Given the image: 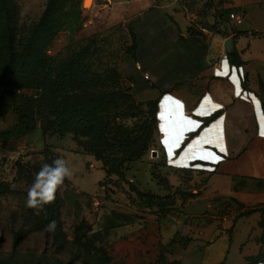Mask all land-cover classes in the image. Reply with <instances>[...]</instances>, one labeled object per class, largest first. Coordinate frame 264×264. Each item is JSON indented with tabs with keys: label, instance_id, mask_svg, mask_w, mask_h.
<instances>
[{
	"label": "rangeland",
	"instance_id": "374dc122",
	"mask_svg": "<svg viewBox=\"0 0 264 264\" xmlns=\"http://www.w3.org/2000/svg\"><path fill=\"white\" fill-rule=\"evenodd\" d=\"M7 1L19 44L25 45L36 32V49L45 48L40 60L48 61L51 73L71 75L77 82L75 92L91 97L131 88L127 99H107L110 109L99 116L114 146L108 153L99 147L107 161L121 157L118 143L126 135L142 136L165 94L206 86L205 68L195 81L169 84L163 81L165 73H140L142 64L134 65L128 52L133 33H152L157 22L166 24L164 33L172 45L180 38L198 36L208 47L211 25L201 31L192 16L197 10L206 20L213 6L220 7L219 0L210 9L207 0H182L188 23L183 29L159 3L145 15H133L126 10L129 0H91L89 7L87 0ZM18 93L37 96L41 90ZM17 123L14 112L0 119V264H190V246L202 220L193 212L197 213L196 200L203 196L210 177L167 167L158 145V124L146 155L124 166L125 177L120 179L107 177L108 166L94 152H83L73 135L44 136L38 128L22 137L3 136ZM98 144L94 142L92 148ZM57 158L65 159L72 170V184L58 189L60 225L48 232L26 207L27 190L35 169ZM206 214H202L205 219ZM83 222L88 231L79 239L75 228ZM175 228V241L169 244L167 234ZM215 262L207 253L205 264Z\"/></svg>",
	"mask_w": 264,
	"mask_h": 264
},
{
	"label": "crops",
	"instance_id": "0c3cea01",
	"mask_svg": "<svg viewBox=\"0 0 264 264\" xmlns=\"http://www.w3.org/2000/svg\"><path fill=\"white\" fill-rule=\"evenodd\" d=\"M212 2L207 0L208 9ZM158 3L181 29L188 27L182 0H129L126 10L145 15ZM219 3L206 20L197 10L192 16L201 31L213 26L203 59L206 86L163 96L158 145L167 167L210 177L193 212L202 220L189 263L205 264L208 253L215 264H257L264 260V0ZM222 11L238 19L217 20ZM225 53L236 55L239 66L223 61ZM176 234L177 228L168 232L169 244Z\"/></svg>",
	"mask_w": 264,
	"mask_h": 264
},
{
	"label": "trees",
	"instance_id": "16d2710c",
	"mask_svg": "<svg viewBox=\"0 0 264 264\" xmlns=\"http://www.w3.org/2000/svg\"><path fill=\"white\" fill-rule=\"evenodd\" d=\"M48 9L52 14L54 4L51 3ZM232 14L230 11L217 12L216 19L224 20L226 17L231 19ZM165 27V23L157 22L152 26V33L150 31L133 33V46L128 52L130 61L134 65L142 64L140 73L147 71H152L154 74L165 73L162 76L165 83L182 84L197 80L204 69L203 58L206 56L207 47L198 36L189 39L180 38L172 45L167 40ZM35 38L36 32H33L25 45L19 44L12 22V9L7 0H0V119L12 112L18 117V123L13 130L5 132L3 136L22 137L38 128L44 136L58 135L60 138H65L73 135L76 144L83 152H94L97 155H95L96 159L108 166L107 177L115 175L124 179L121 169L141 160L154 141L158 124L156 120L158 102L155 105L154 119L151 123H145L142 136L133 139L126 135L118 143L121 157L110 158L107 161L108 158L100 154L99 147L108 153L114 149V146L109 141L99 116L110 109L107 99H127L129 98L127 91L131 88L127 91L91 97L75 92L77 82L71 75L51 73L48 70V61L40 60L45 48L41 46L37 50L34 45ZM229 60L233 65L239 66L236 55H230ZM133 82L136 83V80ZM39 89L41 94L37 96L18 93L19 90ZM94 142L99 144L92 148ZM45 161L49 164L52 162V160ZM163 165H165L164 161ZM35 170L38 172L40 168ZM66 183L67 178L64 184ZM60 202L57 191L54 203L46 205L45 211L40 215H36L35 210L31 209L32 216L37 219L42 229H46V225L51 220H55L57 225H60ZM87 231L84 222L75 228L79 239L83 238V234ZM174 241L175 239L171 243Z\"/></svg>",
	"mask_w": 264,
	"mask_h": 264
},
{
	"label": "clouds",
	"instance_id": "9594fccd",
	"mask_svg": "<svg viewBox=\"0 0 264 264\" xmlns=\"http://www.w3.org/2000/svg\"><path fill=\"white\" fill-rule=\"evenodd\" d=\"M72 175V170L63 158H57L50 164L44 163L27 190L26 207L40 215L45 211L46 205L54 203L58 189L64 184L65 179L71 178ZM56 227V221L51 220L45 230L54 232ZM257 264H264V260H258Z\"/></svg>",
	"mask_w": 264,
	"mask_h": 264
},
{
	"label": "built area",
	"instance_id": "2783aa9c",
	"mask_svg": "<svg viewBox=\"0 0 264 264\" xmlns=\"http://www.w3.org/2000/svg\"><path fill=\"white\" fill-rule=\"evenodd\" d=\"M230 18L232 19V20H236V19H238L236 16H235V14H232L231 16H230ZM222 60L223 61H228L229 60V56H228V54H224L223 56H222ZM138 68H139V70L141 69L139 66H138ZM147 78V77H146ZM96 205H99L98 204V202H96Z\"/></svg>",
	"mask_w": 264,
	"mask_h": 264
},
{
	"label": "water",
	"instance_id": "95a60500",
	"mask_svg": "<svg viewBox=\"0 0 264 264\" xmlns=\"http://www.w3.org/2000/svg\"><path fill=\"white\" fill-rule=\"evenodd\" d=\"M232 44H233V40L232 39L228 40V42L226 44V50H227L228 54L232 53V50H231Z\"/></svg>",
	"mask_w": 264,
	"mask_h": 264
},
{
	"label": "bare ground",
	"instance_id": "6f19581e",
	"mask_svg": "<svg viewBox=\"0 0 264 264\" xmlns=\"http://www.w3.org/2000/svg\"><path fill=\"white\" fill-rule=\"evenodd\" d=\"M91 5V0L86 1V7H89Z\"/></svg>",
	"mask_w": 264,
	"mask_h": 264
},
{
	"label": "snow or ice",
	"instance_id": "6c2138e0",
	"mask_svg": "<svg viewBox=\"0 0 264 264\" xmlns=\"http://www.w3.org/2000/svg\"><path fill=\"white\" fill-rule=\"evenodd\" d=\"M261 135H264V132H262Z\"/></svg>",
	"mask_w": 264,
	"mask_h": 264
}]
</instances>
